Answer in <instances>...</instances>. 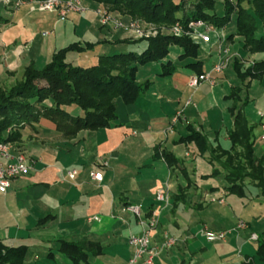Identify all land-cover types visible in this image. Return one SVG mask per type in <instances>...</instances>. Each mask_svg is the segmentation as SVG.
Returning <instances> with one entry per match:
<instances>
[{
    "label": "crops",
    "instance_id": "obj_1",
    "mask_svg": "<svg viewBox=\"0 0 264 264\" xmlns=\"http://www.w3.org/2000/svg\"><path fill=\"white\" fill-rule=\"evenodd\" d=\"M242 1L246 7L249 0ZM10 3L0 0L1 88L19 81L30 64L37 69L47 64L55 44L60 46L57 50L76 40L80 45L91 44L87 51L66 55L73 66H81L74 63L80 57L95 64L98 57L112 55L104 53L110 45L143 44L133 43L138 40L133 32L110 23L98 29L103 40L89 34L80 39L76 21H59L56 12L42 14L33 5L13 10ZM5 11L9 16L2 17ZM106 13L124 23L130 20L107 9ZM24 23L41 24L48 31L33 36L24 28L15 31ZM234 31L232 16L224 28L230 64L212 75L211 83L189 88L188 80L195 75L189 65L200 62L201 70L208 71L217 61L216 45L212 47L216 54L207 64L198 51L196 58H181L182 49L171 46L169 51L177 47L180 66L171 59L162 62L168 55L154 62L161 68L154 78L145 80V91L131 104L119 100L122 114L116 102L118 125L81 131L70 139L45 120L37 129L26 127L9 145L13 155L23 156L29 173L13 179L7 192L0 194V243L22 248L21 264H129L133 249L128 239L141 234L137 218L125 210L131 205L143 216L156 215L150 244L158 253L152 264H264V196L247 179L239 193L228 191L222 164L210 160L211 151L231 148L229 96L235 90L245 100L236 106L253 126L254 155L264 156V74L241 83L231 67L234 58L244 67L264 62V53H248ZM53 36L55 41L50 40ZM70 54L76 55L71 62ZM137 71L136 80L145 82ZM192 133L205 139L206 151H200ZM71 170L76 172L72 180L66 176ZM94 172L101 174L100 181L91 178ZM158 191L167 194V204L155 200ZM239 221L246 228L233 231ZM204 230L226 232L225 240L206 242ZM252 234L256 240L250 239ZM167 238L174 245L163 247ZM65 243L78 246L79 252L72 254L75 261L63 253ZM134 264H143V258Z\"/></svg>",
    "mask_w": 264,
    "mask_h": 264
},
{
    "label": "trees",
    "instance_id": "obj_2",
    "mask_svg": "<svg viewBox=\"0 0 264 264\" xmlns=\"http://www.w3.org/2000/svg\"><path fill=\"white\" fill-rule=\"evenodd\" d=\"M95 1L109 12L136 20L141 26L168 28L200 20L222 29L235 16L233 35L242 38L243 48L252 54L264 53V33L256 34V21L264 28V0H249L246 7L242 5V0L235 3L221 0V12L216 11L215 0ZM133 43H145V49L139 54L130 51L100 56L90 67L73 66L66 61L68 53H82L92 47L91 44L76 43L57 50L40 69L33 64L27 66L19 81L9 88L0 87V143L12 144L26 127L32 130L39 128L40 120L51 123L54 131L68 139L81 131L116 126L117 100L131 104L148 86L147 81L139 83L136 80L138 66L164 59L171 46L182 49L181 58H196L199 47L190 38L166 31ZM189 67L196 75L204 73L200 62ZM231 67L241 83L264 74V62L244 67L240 60L234 58ZM238 93L235 90L229 96L233 105L230 108L233 129L228 134L231 148L211 151L210 160L222 164L228 191L239 193L243 181L247 179L264 196V156L254 155L253 126L236 106L239 102L245 104ZM74 110L77 112L73 113ZM191 138L198 141L201 152L207 150L204 138L195 133ZM61 248L72 261L76 260L72 254L79 252L78 246L65 243ZM23 254L22 248H8L0 243V264H21Z\"/></svg>",
    "mask_w": 264,
    "mask_h": 264
},
{
    "label": "built area",
    "instance_id": "obj_3",
    "mask_svg": "<svg viewBox=\"0 0 264 264\" xmlns=\"http://www.w3.org/2000/svg\"><path fill=\"white\" fill-rule=\"evenodd\" d=\"M6 3L14 2L15 6H19L22 0H5ZM80 3L77 0H38L37 6L41 10L50 11L56 9L58 11V17L60 19L66 18L68 13L73 10H77ZM100 17L102 25L110 23L114 28L122 29L124 31H131L135 33L137 38H148L153 36L155 32L151 28L144 30L140 27V24L136 22H131L128 24H122L117 18H112L108 16L107 13L101 14L97 11ZM186 27V28H184ZM184 29H187L186 32ZM172 34L177 36L186 35L195 44L203 43L205 45H212L216 43L217 46V61L211 66V68L200 74L193 75L188 80V87L191 89L197 88L203 82H212V75L220 74L229 63V49L224 46L225 35L224 28L216 29L212 25H208L203 21H189L185 26L175 24L171 29ZM224 46V47H223ZM12 147L9 144L0 143V194L4 195L10 186L13 179L26 176L29 173V167L25 163L23 156L13 155ZM76 172L71 170L66 172V176L69 179L75 177ZM91 178L95 181L101 180V174L99 172H94L91 174ZM155 200L167 204L168 196L163 191H158L155 195ZM125 210L132 213L138 221L141 227V234L138 236H130L128 239V244L132 247L133 253L129 260V264H134L137 260L143 258V264H152L154 257L157 255L158 250L156 247L150 244V232L155 228L157 224V218L154 213H150L148 216H143L140 209L137 206H127ZM96 220V218H93ZM246 225L239 221L233 231H238L245 229ZM202 236L205 238L206 242L219 241L223 242L225 240L226 232H213L210 230H204ZM256 235L252 234L250 236L251 240H256ZM174 240L167 238L163 247H170L174 245Z\"/></svg>",
    "mask_w": 264,
    "mask_h": 264
},
{
    "label": "rangeland",
    "instance_id": "obj_4",
    "mask_svg": "<svg viewBox=\"0 0 264 264\" xmlns=\"http://www.w3.org/2000/svg\"><path fill=\"white\" fill-rule=\"evenodd\" d=\"M77 1H79V3H80L78 9L70 11L68 13V15L66 16V18H64V19H60L58 17V11L56 9H53L50 11L39 9L37 6L36 0H22V3L19 6H15L14 2H11L10 6L13 10H15V9H18V8L24 6V5H27V6L33 5L35 11L42 13V14H44V13L50 14L47 12H53L54 11V12H56L54 14H56L59 21H62V22L72 21L73 23H75V21H76V23H77L76 24L77 34L80 37V39L83 38V35L89 34L95 40H103V36H101L99 34L98 29L101 26L104 27V25L101 24L100 17L97 14V11H99L101 14L106 13L105 7L102 4H99L98 2H96L95 0H77ZM215 1H216V4H215L216 11L221 12V10H222L221 0H215ZM230 2L235 3V0H230ZM242 3L245 5L244 1H242ZM9 13H10L9 11H7V12L5 11V12H2L1 14H2V17H4V16H9ZM108 16L111 17V15H109V14H108ZM117 19L120 20L119 18H117ZM120 22L122 24H128L131 22L138 23L136 20H129L126 23H124V22H122V20H120ZM33 23H35V22H33ZM33 23L31 25L32 27H30V25L25 24V23L20 24L15 31L22 30L24 28V30L28 33L33 32L32 36L35 34L36 35L39 34L41 31H48V28H47V30H44V28H41V27H43V25H41V24L36 25ZM106 25H108V24H106ZM173 26L165 28V27H158V26L151 25L149 28H151V30H153V32H155L158 35L162 31H166V32L168 31V32L172 33L171 29ZM256 26H257V30H256L257 35L264 33V28H262L260 22L256 21ZM140 27H141V25H140ZM184 28H186V27H184ZM186 30L187 29H184L185 32H186ZM133 34L136 37L135 33H133ZM183 36L188 38L184 34H183ZM150 37H148V38H150ZM148 38H138V39H148ZM55 39H56V37L53 36L52 39H50V40L55 41ZM237 41L238 40H236L235 44L238 47L239 44L237 43ZM75 43L80 44L79 41H77V40L75 41ZM215 45H216V43H214V42L212 43V45L211 44L205 45L203 43L199 44L198 54H199L200 59H202L205 64H207V62H208L207 60H209L211 57L215 56V55H213V53L216 54V52H212V47ZM54 46L56 48L53 47V50H55V51H53L52 54H54L56 52V50L58 48H60V46H58L57 44H55ZM144 46H145V43L142 44V47H135L132 45H127L126 43L110 45L111 49L109 51H105L104 53H106V54H118V53H127L130 51L135 52V53H139L143 49ZM239 49H241V45L239 46ZM176 50H177V47L171 48L168 56L162 62H166V60L171 59L173 61V63L177 67H179L180 65L177 61L178 58H177ZM52 54H51V56H52ZM48 57L50 58V56H48ZM74 57H76L75 54H70L68 61L71 62ZM78 60H79L78 62H74V63H76L77 65H81L82 67H90V66L94 65L93 64L94 62H92L91 60L85 61V60H83V57H80V59H78ZM229 64H230V62H229ZM160 68H161V66L159 65V63H150L147 65L138 66L137 76L142 82L145 80H149V79L151 80L152 78H154V73L156 71L158 72ZM117 105H118L119 113L122 114V103L119 100L117 101ZM43 123L50 124L47 121H45Z\"/></svg>",
    "mask_w": 264,
    "mask_h": 264
}]
</instances>
